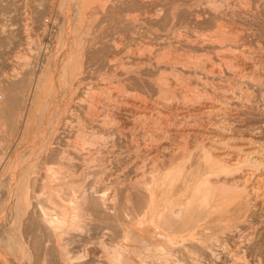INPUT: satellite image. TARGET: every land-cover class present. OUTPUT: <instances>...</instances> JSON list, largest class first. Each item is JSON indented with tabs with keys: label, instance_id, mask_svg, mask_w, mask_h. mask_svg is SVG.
<instances>
[{
	"label": "rangeland",
	"instance_id": "374dc122",
	"mask_svg": "<svg viewBox=\"0 0 264 264\" xmlns=\"http://www.w3.org/2000/svg\"><path fill=\"white\" fill-rule=\"evenodd\" d=\"M250 73L264 78V0H0V264H42L43 255L57 264H90L93 249L86 247L94 240H101L106 248L121 249L126 243L128 250L122 254L126 264H190L195 258L212 262L209 249L222 251L221 244L224 254L214 264H264V164L251 163L264 155V81ZM87 84L94 87L93 93L109 100L117 94L151 104L166 100L180 107L215 104L223 108L225 117L245 114L246 123L228 121V117L223 123L215 122L212 146L219 150L215 155H226L222 160L238 162L239 167L232 173L220 167L210 178L230 180L254 173L248 184L256 195L249 199L243 193L238 203L234 195L208 187L202 193L201 151L196 140L188 139L185 149L162 154L159 183L151 187L154 200L145 205L157 225L98 222V216L105 213L122 223L135 201L147 194L141 187L124 183L116 193L115 207L107 210L111 206L106 205L105 210L98 200L105 184L100 175L89 170L85 182L65 183L71 166L78 162L74 146L79 148L82 138L76 133V121L87 114L82 104ZM96 111L99 119L105 116L99 107ZM89 126L94 134L99 131L95 123ZM174 140L160 138L158 143L175 144ZM244 145L249 146L250 163L236 159L243 158L239 148ZM41 183L48 186L52 201L60 198L66 206L70 204L65 200L75 197V193L70 195L71 186L76 187L78 205L67 213L74 211L77 218L66 225H27L31 210L22 215L18 201L27 197L31 207L36 205L31 197L45 194ZM56 185H60L59 194ZM88 206L90 211L97 207L98 212L90 214ZM170 207L179 213L173 219L166 215ZM142 218L137 214L133 220L138 223ZM142 226L170 240L165 251L159 250L156 241L144 238ZM121 227L128 228L125 240L120 237ZM107 257L105 263L110 264L112 258Z\"/></svg>",
	"mask_w": 264,
	"mask_h": 264
},
{
	"label": "bare ground",
	"instance_id": "6f19581e",
	"mask_svg": "<svg viewBox=\"0 0 264 264\" xmlns=\"http://www.w3.org/2000/svg\"><path fill=\"white\" fill-rule=\"evenodd\" d=\"M184 1V0H183ZM92 3V2H91ZM212 3V2H211ZM84 4V3H83ZM191 4V3H190ZM84 10V9H83ZM80 11V10H77ZM68 12V11H67ZM148 12V11H147ZM207 14V13H206ZM168 21V20H167ZM148 23V22H147ZM153 23V22H152ZM203 23V22H202ZM207 23V22H206ZM212 23V22H211ZM164 24V23H163ZM208 24V23H207ZM132 26V25H131ZM206 27V26H205ZM212 27V26H211ZM185 35V34H184ZM260 40V39H259ZM93 41V40H92ZM247 48V47H246ZM201 52V51H200ZM256 56V55H255ZM261 56V55H260ZM224 58V57H223ZM103 59V58H102ZM228 60V59H227ZM235 61V60H234ZM238 65V64H237ZM243 65V64H241ZM240 65V66H241ZM106 66V65H105ZM112 66V65H111ZM249 66V65H248ZM200 67V66H199ZM244 67V66H243ZM242 67V68H243ZM247 67V66H246ZM202 68V66H201ZM212 68V67H211ZM230 68V67H229ZM250 68V67H248ZM207 69V68H206ZM45 70V69H44ZM85 70V69H84ZM109 70V69H108ZM211 70V69H210ZM244 70V69H243ZM250 70V69H249ZM248 70V72H249ZM252 70V69H251ZM41 71V70H40ZM209 71V70H208ZM213 69L210 71L212 72ZM218 71V70H216ZM246 71V70H245ZM207 72V71H206ZM254 72V71H253ZM41 73V72H40ZM215 73V72H214ZM46 74V73H45ZM104 74V73H103ZM252 73H250L251 75ZM238 75V74H237ZM246 77V74H243ZM248 75V74H247ZM255 79L264 81L263 77L259 76L258 74L254 75ZM263 75V74H262ZM44 76V75H43ZM42 76V77H43ZM235 76V75H234ZM244 77V76H242ZM249 77V76H248ZM37 80V79H36ZM41 80V79H39ZM41 82V81H40ZM148 82V81H147ZM174 86V85H173ZM85 87V86H84ZM93 88L90 84H87V87L84 92V97L82 99V104L84 109L86 110L87 114L85 119L82 121H76V124L78 125V128L76 130L79 132L78 136L81 139V143L79 144V148L75 147L78 151V156L75 157L78 162H75V166H71V172L69 174V180H66V184H73L76 180L78 183L85 182V179L89 175V170H91V174L94 175H100V179L102 180V183L104 184V189L100 192L101 194L98 196V200L101 201L103 208L106 210V205H110L111 207H108L107 210L113 209L116 204H114V201L116 199V193H119L122 188H124V183H127L131 186L141 187L143 190H145L147 194V198L139 197L135 201V206L133 207V210L130 211L129 214H127L125 217L126 219L122 221V223L117 220L116 218H112L111 216L103 213L102 215L98 216V222L99 219L103 223V225H157L155 222H151L153 216L152 213L147 210L145 207L147 201L148 203H151L153 199V194L151 192V187H155L156 184H158L159 179V167L162 164L161 159L163 158L165 152H174L177 149H185L188 139H193L198 142L200 151H201V157L203 159V178L201 179V182L199 183V187L204 192H207L208 188L211 191L214 192H220L224 194H231L234 195L235 198H237V202L239 203V200L242 197V194L245 193V195L252 199L256 193L254 192V188L248 184V181L251 177H253V174H242V176L231 178L230 180H227V178H218L217 176L210 178V176H213L215 171L217 169H221L223 171H230L232 173L233 170H235V166H238V162L229 164L228 161H224L226 155H215L216 148L213 147L212 143H215L216 135L214 130L215 122L218 123L220 121L221 123L224 122L225 114L222 107L217 106L215 104H208V105H201L192 104L191 107H180L177 106L174 102L170 103L169 101L163 100L159 103H148V101L140 100L137 98H132L129 96H122L120 95H114L111 97V100L108 98H101L98 94L93 93ZM165 88V87H164ZM163 88V89H164ZM170 88V87H169ZM47 90V89H46ZM110 90V89H109ZM176 90V89H175ZM80 93V92H79ZM120 94V92H118ZM156 93V91H155ZM161 93V92H160ZM83 95V93H82ZM184 96V95H183ZM82 97V96H81ZM80 97V98H81ZM27 99V98H26ZM233 99V98H232ZM77 100V99H76ZM175 100V99H174ZM227 101V100H226ZM248 101V100H247ZM26 102V101H25ZM153 102V101H152ZM169 102V103H168ZM164 105H160L163 104ZM73 104V103H72ZM79 104V103H78ZM232 104V103H231ZM81 107V105H80ZM97 107H99V111L103 112L105 116L103 118L99 119L100 112H97ZM237 107V106H236ZM71 108V107H70ZM228 109V108H227ZM76 110V108H75ZM251 110V109H250ZM254 110V109H252ZM249 111V110H247ZM226 112V111H225ZM230 112V111H229ZM239 112V111H238ZM232 113V112H231ZM230 113V114H231ZM229 114V115H230ZM249 114V113H248ZM79 115V114H78ZM232 117H228V121L238 122L241 120L242 122H245L247 120V116L245 114H239L235 113L232 114ZM255 117L256 115L253 114ZM83 116V115H82ZM220 116H222L220 118ZM246 116V117H241ZM258 116V115H257ZM69 117V116H68ZM79 117V116H78ZM242 119H239V118ZM260 117V116H259ZM72 118V117H71ZM83 118V117H82ZM70 119V118H69ZM67 119L68 121H70ZM77 119V118H76ZM79 120V119H78ZM74 121V120H73ZM259 121V120H258ZM65 123V121H64ZM72 123V121H71ZM92 123L95 128H98V132L94 134V131H91V127L89 124ZM246 123V122H245ZM73 124V123H72ZM71 124V125H72ZM227 124V123H226ZM256 124V123H255ZM76 125V126H77ZM243 125V124H242ZM248 125V124H247ZM67 126V125H66ZM76 126H73V128ZM62 127V126H61ZM70 127V125H69ZM224 127V126H223ZM243 127V126H242ZM245 127V126H244ZM243 127V128H244ZM249 127V126H248ZM67 128V127H65ZM94 130H97L95 129ZM232 128V127H231ZM234 128V127H233ZM241 128V129H243ZM246 128V127H245ZM244 128V129H245ZM258 128V127H257ZM256 128V129H257ZM65 130V129H63ZM69 130V129H68ZM71 130V128H70ZM213 130V131H211ZM66 131V130H65ZM221 131V130H220ZM238 131V129H237ZM256 131V130H255ZM55 133V132H54ZM62 133V132H61ZM65 133V132H64ZM69 133V132H66ZM74 133V132H73ZM224 134V133H223ZM96 135H98L97 138L99 140H92L96 139ZM140 136V139H137V136ZM219 135V134H218ZM222 135V133H221ZM76 136V134H75ZM146 136V138H145ZM227 137V135H226ZM225 137V138H226ZM67 138V137H64ZM77 138V137H76ZM145 138V140H144ZM157 138V140H155ZM160 138L162 139H175L173 143L175 144H169V145H163L161 146L158 142L160 141ZM219 138V137H217ZM252 138V137H251ZM260 138V137H259ZM221 138H219L220 141ZM227 139V138H226ZM226 139L224 143L226 142ZM253 139V138H252ZM257 139V138H256ZM58 140V139H57ZM63 140V138H62ZM61 140V141H62ZM71 140V139H70ZM74 140V139H73ZM214 140V141H213ZM223 140V139H222ZM78 141V140H77ZM76 141V144L78 145ZM93 141V142H92ZM192 141V140H191ZM229 141V140H228ZM257 141V140H256ZM255 141V143H256ZM260 141V140H259ZM58 142V141H57ZM63 142V141H62ZM75 142V141H74ZM90 142V143H89ZM170 142V141H169ZM218 142V141H217ZM245 142V141H244ZM60 143V142H59ZM65 143V142H64ZM67 143V141H66ZM166 143V142H165ZM193 143V142H192ZM219 143V142H218ZM221 143V142H220ZM223 143V142H222ZM252 143V141H251ZM62 144V143H61ZM253 144V143H252ZM260 144V143H258ZM257 144V145H258ZM56 145V144H55ZM69 145V144H67ZM61 146V145H60ZM66 146V144H65ZM71 146V145H70ZM245 146V145H244ZM254 146V145H253ZM63 147V145H62ZM73 147V146H72ZM249 146H245L242 148V146L239 148V151L242 152V157H238L236 159H240L244 162L250 163V153L247 152L246 149H248ZM234 148V147H232ZM238 148V147H237ZM259 148V147H258ZM53 149V148H51ZM74 149V150H75ZM198 149V148H197ZM236 149V148H235ZM241 149V150H240ZM57 150V149H56ZM60 151V150H59ZM63 151V150H62ZM219 151V150H218ZM217 151V152H218ZM179 152V151H177ZM176 152V154H177ZM54 152H52L53 154ZM64 153V152H62ZM76 153V152H75ZM222 153V152H221ZM220 153V154H221ZM56 154V152H55ZM74 154V153H73ZM163 154V156H162ZM218 154V153H217ZM223 154V153H222ZM54 155V154H53ZM62 156V154H59ZM252 155V154H251ZM50 156V155H49ZM55 156V155H54ZM53 156V157H54ZM71 156V155H70ZM199 156V155H198ZM249 156V157H248ZM256 156V155H254ZM52 157V159H54ZM57 157V156H56ZM66 157V156H65ZM224 157V158H222ZM260 157L259 160L252 159L253 161L251 163L253 164H264V155L258 156ZM60 158V157H59ZM127 158V159H126ZM57 160L61 161V158ZM227 159V158H226ZM66 159L65 161H67ZM234 160V159H233ZM51 161V160H50ZM49 161V162H50ZM70 161V160H69ZM72 161V160H71ZM198 161V160H197ZM238 161V160H236ZM63 162V160L61 161ZM67 163V162H66ZM201 163V162H200ZM47 164V163H46ZM50 164V163H49ZM164 164V163H163ZM53 165V164H52ZM66 165V164H65ZM201 165V164H200ZM62 166V165H61ZM159 166V167H158ZM243 166V165H242ZM41 167V166H40ZM59 167V166H58ZM239 167V166H238ZM28 168V167H27ZM64 168V167H63ZM29 169V168H28ZM55 169V168H54ZM60 169V168H59ZM238 169V168H237ZM21 170V169H20ZM51 170V169H50ZM164 172V169L162 170ZM166 171V170H165ZM237 172V171H236ZM55 173V172H54ZM66 173V172H65ZM133 175H132V174ZM193 173V172H192ZM242 173V172H241ZM247 173V172H246ZM62 174V172H61ZM68 173L64 174L67 175ZM180 174V173H178ZM177 174V175H178ZM183 174V173H182ZM200 174V173H199ZM54 175V174H53ZM58 174H56L57 176ZM62 175V176H64ZM161 175V174H160ZM186 175V174H185ZM45 176V175H44ZM52 176V175H51ZM176 176V175H175ZM181 176V174H180ZM199 176V175H198ZM255 176V175H254ZM259 176V175H258ZM257 176V177H258ZM188 177V176H187ZM202 177V176H201ZM256 177V176H255ZM65 178V177H64ZM94 178V177H93ZM97 178V177H96ZM240 178V179H239ZM260 178V177H259ZM264 178V177H263ZM66 179V178H65ZM76 179V180H74ZM95 179V178H94ZM182 179V178H181ZM8 180V179H7ZM97 180V179H96ZM99 180V178H98ZM25 181V179H24ZM180 181V180H179ZM187 181V180H186ZM200 181V180H199ZM256 185L259 186L261 184V179L256 180ZM263 181V180H262ZM96 182V181H95ZM189 182V181H188ZM21 183V182H20ZM25 182H23L24 185ZM27 183V182H26ZM64 183V182H63ZM16 184V183H13ZM85 184V183H84ZM93 184V183H91ZM95 184V183H94ZM98 184V183H96ZM107 184V186H106ZM197 184V183H196ZM253 184V183H252ZM22 185V186H23ZM33 185V184H32ZM55 185V184H54ZM90 185V184H89ZM88 185V186H89ZM264 185V184H263ZM12 185H8V187L11 188ZM16 186V185H15ZM78 186V185H77ZM87 186V185H86ZM94 186V185H93ZM97 186V185H95ZM179 186V184H178ZM176 186V187H178ZM7 187V188H8ZM21 187V186H20ZM28 187V186H27ZM69 187V186H68ZM82 187H85L84 185ZM206 187L207 190H206ZM255 187V186H254ZM22 188V187H21ZM32 188V187H31ZM59 188L60 185H56L54 187L55 192L59 194ZM133 188V187H132ZM180 188V186H179ZM185 188V187H184ZM263 188V187H262ZM12 189V188H11ZM30 189V188H29ZM40 189L45 194H40L39 196H33L31 198L34 199L33 202L36 200V205L31 207V202L25 197L23 201H18V206L22 208V215H25L27 210H31V218L28 220L25 216V218L29 221V224L27 222L24 225H66L69 220H73L77 218L78 213L71 212L68 214L72 208H76L78 205L77 199L79 191L73 186H71L70 189V195L75 193V197L73 195L65 201H68L70 204L69 206L63 205L62 200L60 198H55L53 201L51 199L52 194L48 191V186L44 183H41ZM139 189V188H138ZM177 189V188H176ZM258 189V188H257ZM260 189V188H259ZM38 190V189H37ZM66 190V189H65ZM98 190V189H97ZM191 190V189H190ZM7 191V189H6ZM179 191V189H178ZM176 191V192H178ZM261 191V190H260ZM13 192V191H11ZM28 192V190H27ZM182 192V191H181ZM6 194L8 192H5ZM31 193V191H30ZM86 193V192H85ZM94 193H99L98 191H94ZM174 193V192H173ZM15 194V193H14ZM28 194V193H27ZM190 194V193H189ZM215 194V193H214ZM23 195V194H22ZM66 195V194H65ZM188 195V193L186 194ZM185 195V196H186ZM5 196V195H4ZM14 196V195H13ZM81 196V194H80ZM86 195L82 193L81 196V202L82 205H84V202L86 200ZM176 196V195H175ZM7 197V196H6ZM12 197V195H11ZM10 197V198H11ZM18 197V195H17ZM189 197V196H187ZM201 197V196H200ZM8 198V197H7ZM13 198V197H12ZM15 198V197H14ZM13 198V199H14ZM211 198V197H210ZM214 198V196H213ZM12 199V200H13ZM22 199V198H21ZM199 199V197H198ZM5 200V199H4ZM11 200V202H12ZM215 200V199H214ZM14 201V200H13ZM156 201L158 199L156 198ZM125 202V201H124ZM209 202V200H208ZM234 202V201H233ZM99 203V202H98ZM235 203V202H234ZM248 203V202H247ZM127 204V203H126ZM198 204V203H197ZM210 204V203H208ZM243 205V204H242ZM57 206H60L57 208ZM62 206V208H61ZM204 206V205H203ZM206 206V205H205ZM244 206V205H243ZM242 206V207H243ZM31 207V208H30ZM89 207V206H88ZM197 207V206H196ZM241 207V205H240ZM241 207V208H242ZM6 208H8L6 206ZM11 208V207H10ZM13 208V207H12ZM11 208V209H12ZM94 208V207H93ZM120 208V206H119ZM132 208V207H131ZM206 208V207H205ZM216 208V207H215ZM214 208V209H215ZM246 208V207H245ZM15 209V208H14ZM88 209V208H87ZM130 209V207H129ZM181 209V208H180ZM209 209V208H208ZM207 209V211H208ZM221 209V208H220ZM13 210V209H12ZM11 210V211H12ZM92 210V209H91ZM102 210V209H101ZM198 210V209H197ZM244 210V209H243ZM247 210V209H246ZM90 211V207L88 209ZM94 211L98 212L97 207H95ZM94 211H90L94 212ZM120 211V210H119ZM137 211V213H136ZM180 211V210H179ZM184 211V210H183ZM204 211V210H203ZM15 212V210H14ZM96 212L94 214H96ZM177 209H168L166 211V215L172 216V219L175 218L179 213H177ZM227 212V211H226ZM101 213V212H100ZM196 213V212H195ZM201 213V212H200ZM221 213V212H220ZM224 213V212H223ZM222 213V214H223ZM228 213V212H227ZM232 213V212H231ZM92 214V215H94ZM137 214L141 215L143 220L136 223L133 220V217L136 218ZM183 214V213H182ZM198 214V213H197ZM97 215V214H96ZM95 215V217H96ZM136 215V216H135ZM202 215V214H201ZM216 215V214H215ZM224 215V214H223ZM185 218H188V215L185 214ZM190 216V215H189ZM200 216V215H199ZM206 216V215H205ZM222 216V215H221ZM220 216V217H221ZM237 216V215H236ZM19 217V216H18ZM93 217V216H92ZM91 217V218H92ZM166 217V216H165ZM226 217V215L224 216ZM229 217V216H228ZM17 218V217H16ZM24 218V216L22 217ZM97 218V217H96ZM167 218V217H166ZM211 218V217H209ZM227 218V217H226ZM18 219V218H17ZM16 219V220H17ZM192 219V217H191ZM164 220V219H163ZM185 220V219H184ZM194 220V218H193ZM213 220V218H212ZM5 221V220H4ZM90 221H93L90 219ZM87 221V222H90ZM179 221V220H178ZM181 221V220H180ZM208 221V220H207ZM220 221V220H218ZM223 221V220H222ZM231 221V220H230ZM18 222V221H17ZM86 222V221H85ZM97 222V221H96ZM95 222V223H96ZM100 222V223H101ZM173 223L174 221L171 220ZM170 222V223H171ZM189 222V221H187ZM211 222V221H210ZM5 223H8L5 221ZM4 223V224H5ZM99 223V224H100ZM101 223V225H102ZM177 223V221H176ZM176 223L174 225H176ZM225 223V221H224ZM228 223V222H227ZM244 223V222H243ZM3 224V223H2ZM11 224V223H9ZM15 224V223H14ZM87 224V223H85ZM188 224V223H187ZM217 224V223H216ZM221 224V223H220ZM170 225V224H169ZM178 225V224H177ZM190 225V223H189ZM188 225V226H189ZM215 225V224H214ZM218 225V224H217ZM18 226V225H17ZM220 226V225H219ZM15 227V226H14ZM112 227V226H110ZM143 227V226H142ZM149 227V228H146ZM27 228V227H26ZM33 228V227H32ZM175 228V227H174ZM121 235L125 240L126 233L124 230H127V227H121ZM242 229V228H241ZM221 230V229H220ZM226 230V229H225ZM228 230V229H227ZM244 230V228H243ZM38 231V230H37ZM230 231V230H229ZM33 232V231H32ZM116 232V231H115ZM142 234L144 235V238L151 239V241H156L158 244L159 250L165 251V247L169 245L170 240L166 239V236L162 232L154 233L152 228L150 226H144L142 228ZM223 232V230H222ZM75 233V232H74ZM131 233V232H130ZM129 233V236H130ZM29 234V233H28ZM27 234V235H28ZM31 234V232H30ZM29 234V235H30ZM116 234V233H115ZM132 234V233H131ZM46 235V234H45ZM128 235V234H127ZM133 235V234H132ZM229 235V234H228ZM32 236V235H31ZM42 236V235H41ZM47 236V235H46ZM118 236V235H117ZM234 236V235H232ZM6 237V236H5ZM24 238V237H23ZM121 238V239H122ZM39 239V238H38ZM65 239V238H64ZM71 239V238H70ZM97 239V238H96ZM122 239V241H123ZM232 239V238H231ZM15 240V239H14ZM214 240V239H213ZM225 240V239H224ZM45 241V240H44ZM47 241V240H46ZM49 241V240H48ZM74 241V240H73ZM136 241V240H135ZM217 241V240H216ZM91 242V241H90ZM101 240H94L92 243H89L86 247V250L88 248L93 249V256L94 258L91 260L90 264H107L105 263L106 257L110 256L112 259L110 260V264H126L122 261V256L125 255L124 252L128 250L127 246L122 244L121 249H117L115 246H112L111 248H106L100 244ZM236 242V241H235ZM68 243V242H67ZM233 243V242H232ZM25 244V243H24ZM54 244V241H53ZM75 244V243H74ZM230 244V243H229ZM236 244V243H235ZM78 245V244H77ZM83 245V244H82ZM55 246V245H54ZM80 246V244H79ZM50 247V246H49ZM72 247V246H71ZM145 247V246H144ZM220 250L219 252H213L211 248L209 249V255L211 256V261H221L220 258L224 254V248L223 245H219ZM228 247V246H227ZM62 248V247H61ZM76 248V246H75ZM209 248V247H208ZM238 248V247H237ZM64 249V247H63ZM80 249V248H79ZM110 249V250H109ZM36 250V249H35ZM56 250V249H55ZM67 250V249H66ZM69 250V249H68ZM89 250V249H88ZM226 250H228L226 248ZM90 251V250H89ZM131 251V250H130ZM144 251V250H143ZM235 251V249L233 250ZM246 251V250H245ZM71 252V251H70ZM83 258L86 257V253L82 251ZM157 252V251H156ZM232 252V251H231ZM41 253V252H40ZM105 253V255H104ZM126 253V252H125ZM180 253V252H179ZM202 253V252H200ZM234 253V252H233ZM233 253L228 255L229 257L233 256ZM27 254V253H26ZM56 254V253H55ZM54 254V255H55ZM67 254V252H66ZM69 254V253H68ZM123 254V255H122ZM142 254V253H141ZM236 254V253H235ZM250 254V253H249ZM221 255V256H220ZM40 256V255H39ZM48 255H43L44 263L42 264H57L54 259L50 258ZM56 256V255H55ZM67 256V255H66ZM90 256V255H89ZM127 256V255H126ZM42 257V256H41ZM110 257H107L110 259ZM156 257V256H155ZM154 257V258H155ZM200 257V255H199ZM203 257V255H202ZM207 257V256H206ZM87 258V257H86ZM234 258V257H233ZM238 258V257H236ZM39 259V258H38ZM131 259V258H130ZM56 260V259H55ZM90 260V259H89ZM227 260V259H226ZM238 260V259H237ZM139 261V260H138ZM59 262V261H58ZM146 262V261H144ZM212 262H205L202 259L195 258L191 260L190 264H214ZM240 262V261H239ZM82 263V262H81ZM248 263V262H247ZM83 264V263H82ZM86 264V263H85ZM132 264V263H131ZM151 264V263H150ZM163 264V263H162ZM216 264V263H215Z\"/></svg>",
	"mask_w": 264,
	"mask_h": 264
},
{
	"label": "built area",
	"instance_id": "2783aa9c",
	"mask_svg": "<svg viewBox=\"0 0 264 264\" xmlns=\"http://www.w3.org/2000/svg\"><path fill=\"white\" fill-rule=\"evenodd\" d=\"M0 100H1V96H0Z\"/></svg>",
	"mask_w": 264,
	"mask_h": 264
}]
</instances>
